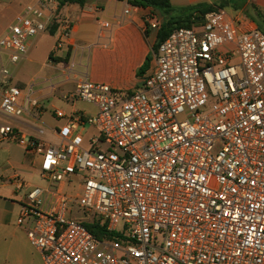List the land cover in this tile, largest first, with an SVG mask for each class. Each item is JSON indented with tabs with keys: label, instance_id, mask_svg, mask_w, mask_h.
<instances>
[{
	"label": "built area",
	"instance_id": "built-area-1",
	"mask_svg": "<svg viewBox=\"0 0 264 264\" xmlns=\"http://www.w3.org/2000/svg\"><path fill=\"white\" fill-rule=\"evenodd\" d=\"M53 22L55 48L67 47L72 24L56 0L28 5L0 37L4 115L25 114L22 98L37 103L34 84L26 96L10 85L8 64L24 61ZM77 67L68 61L61 77L75 81L73 97L96 114L55 110L65 122L53 143L0 123V140L39 157L40 178L58 184L12 179L16 190L28 189L19 223L31 222L27 237L43 263L264 264V32L224 9L208 13L202 30L175 29L159 45L131 93ZM87 124L98 132L88 148ZM67 185L78 192L68 194ZM72 203L96 218L72 219ZM94 221L105 229L101 239L85 226Z\"/></svg>",
	"mask_w": 264,
	"mask_h": 264
},
{
	"label": "crops",
	"instance_id": "crops-1",
	"mask_svg": "<svg viewBox=\"0 0 264 264\" xmlns=\"http://www.w3.org/2000/svg\"><path fill=\"white\" fill-rule=\"evenodd\" d=\"M37 1L0 0V8L5 12L16 13L11 22L0 24V37L28 5ZM128 1L89 0L84 7L67 5L60 8V16L72 24L69 45L62 49L55 48L60 35V27L56 22L31 41L27 57L21 63L39 65L42 72L35 81L42 79L43 82L13 85V75L10 85L20 88L23 96H26L29 86L34 84L30 99L36 100L37 103L27 104L22 98L21 106L26 108L27 112L20 117H10L0 111V123L11 125L28 135L52 143L55 139L57 141L55 131L65 121L58 119L54 114L58 109L57 101L53 98L54 91L65 82H72L76 86L75 81H57L61 78L60 68L68 61H74L81 67L80 72L87 74L92 82L107 84L121 93H131L141 88L153 66L158 33L165 19L156 10L136 7ZM215 1L170 0L177 9L199 3L211 4ZM232 2L233 0H228V6L232 5ZM235 2L236 20L248 29L257 28L264 32V0ZM19 9L20 12L17 13ZM126 10H129L128 14L125 13ZM151 16L153 19H149ZM153 22L157 24V28L151 26ZM104 23H108L109 26L104 27ZM45 33L50 41L43 43L45 59L41 62L37 57L38 50L34 48L41 42L42 34ZM148 58L151 60L146 67ZM3 60L5 63L8 61L6 55L3 56ZM16 67L18 65L15 69ZM2 89L3 87L0 88V92ZM65 96V94L61 96L63 101L66 100ZM81 112L94 115L97 109L95 108L93 113ZM39 164V157L26 153L17 143L0 140V264H44L41 254L31 246L27 237V229L31 227V222L19 223L28 189L18 191L12 183L15 176H20L28 182L34 181L37 172L39 173ZM38 177L40 178V175Z\"/></svg>",
	"mask_w": 264,
	"mask_h": 264
},
{
	"label": "rangeland",
	"instance_id": "rangeland-1",
	"mask_svg": "<svg viewBox=\"0 0 264 264\" xmlns=\"http://www.w3.org/2000/svg\"><path fill=\"white\" fill-rule=\"evenodd\" d=\"M236 0H233L232 5L226 6L223 9L227 12V14L232 17L233 19H235L236 16V10H235V4L237 2H235ZM235 5V6H234ZM17 13L20 12V9L16 11ZM16 16V13H14L13 11H8L5 12L2 8H0V19H2L0 22V24H7L9 22H11L12 19H14ZM164 18V17H163ZM192 28L194 29H198V30H202V24L199 25H193ZM43 38L41 40V42H38L36 47L34 49L38 50V60H40L41 62L44 61L45 56H44V51L45 48H43L42 46L44 42H49L50 39L47 38V34H42ZM44 39V40H43ZM40 41V40H39ZM232 49L230 47H224L219 49V51L221 52H230ZM232 54V53H231ZM6 64H8V61L6 60ZM9 69L13 72L14 75V80L12 81L13 85H18L21 86V84L27 83V82H31L34 83L35 78H38L37 76L41 74V69L39 65H35V64H31L28 62H23L20 65H18V67H16L13 65L8 64ZM76 70H78L79 72L82 71L81 67H77ZM58 82H63V78H59L57 80ZM35 82H43L42 79H36ZM74 87L75 84L72 82H65L63 83L61 86H58L56 88V90L54 91V96L53 98L55 99V101H57V106L56 108L63 110L66 114H71L73 110L76 111H84V112H90L93 113L95 112V107L93 105L87 104L85 102L80 101L79 99L73 97V93H74ZM66 95L68 97V99H66L65 101H63L61 99L62 95ZM74 107V109H73ZM98 135V132L94 129V127H92L91 125L87 124L85 126L84 132H83V137H84V147L88 148L89 147V139ZM54 142H57L56 139L54 140ZM39 173L37 172L36 177L34 178V181H29L32 184H35L37 186H49L52 190H55L58 187V184L55 182H49V181H45L42 180L41 178L38 177ZM66 192L68 194L71 195H75L78 191L77 188L75 186H71V185H67L66 186ZM70 209L72 210V213L70 215V217L72 219H82L83 221L86 222H90L93 221L96 218V215L93 213H85L84 210L80 209V207L78 206V204L76 203H72L70 204Z\"/></svg>",
	"mask_w": 264,
	"mask_h": 264
},
{
	"label": "trees",
	"instance_id": "trees-1",
	"mask_svg": "<svg viewBox=\"0 0 264 264\" xmlns=\"http://www.w3.org/2000/svg\"><path fill=\"white\" fill-rule=\"evenodd\" d=\"M59 7H65L67 5H77L79 7H84L89 0H56ZM131 5L142 8H151L158 11L164 17V22L162 23L159 33L158 41L155 46L157 51L159 45L167 39V37L178 28H192L193 25L202 24L201 19L204 18L208 13H211L218 9H223L228 6V0H216L215 2L209 3H199L196 5L184 7L182 9H177L173 7L170 0H133L128 1ZM54 31V30H53ZM52 31V32H53ZM151 59H147L148 62ZM87 229L95 236L97 239H101L105 235V229L100 227L96 221L93 223H86Z\"/></svg>",
	"mask_w": 264,
	"mask_h": 264
},
{
	"label": "water",
	"instance_id": "water-1",
	"mask_svg": "<svg viewBox=\"0 0 264 264\" xmlns=\"http://www.w3.org/2000/svg\"><path fill=\"white\" fill-rule=\"evenodd\" d=\"M130 1H133V0H130ZM201 21H204V18H202Z\"/></svg>",
	"mask_w": 264,
	"mask_h": 264
}]
</instances>
